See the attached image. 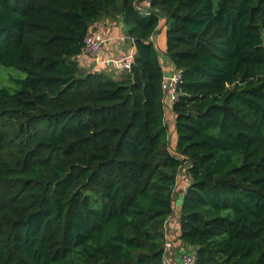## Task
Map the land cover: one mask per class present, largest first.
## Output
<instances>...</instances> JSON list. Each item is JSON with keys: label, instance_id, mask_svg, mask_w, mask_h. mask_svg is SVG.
<instances>
[{"label": "trees", "instance_id": "1", "mask_svg": "<svg viewBox=\"0 0 264 264\" xmlns=\"http://www.w3.org/2000/svg\"><path fill=\"white\" fill-rule=\"evenodd\" d=\"M103 19L119 79L77 61ZM0 66L26 75L0 89V264H163L176 198L175 253L264 264V0H0Z\"/></svg>", "mask_w": 264, "mask_h": 264}, {"label": "built area", "instance_id": "2", "mask_svg": "<svg viewBox=\"0 0 264 264\" xmlns=\"http://www.w3.org/2000/svg\"><path fill=\"white\" fill-rule=\"evenodd\" d=\"M106 38L101 32V27L94 23L88 28V32L84 37L81 53L77 58L78 63L81 66L88 68L89 64L93 63L98 65L99 63L109 66V71L114 69L116 73L121 74L129 72L131 64L133 62L134 50H130L127 53L120 55L117 58H111L106 61H100L103 47L105 45ZM181 73L180 71L173 70L170 74H164L161 81V89L163 92V103L171 111V107L178 96V85L180 83ZM173 245L166 244L164 248L165 256L163 264H173L171 255L173 254ZM196 257L194 253L181 252L180 262L181 264H195Z\"/></svg>", "mask_w": 264, "mask_h": 264}, {"label": "crops", "instance_id": "3", "mask_svg": "<svg viewBox=\"0 0 264 264\" xmlns=\"http://www.w3.org/2000/svg\"><path fill=\"white\" fill-rule=\"evenodd\" d=\"M146 4H143V6H145ZM160 31H159V35L156 36V39H154V44L157 47V49L159 50V52L161 53V63H162V67L164 72L166 73H170L171 71H173V66L167 61V59L165 58V56H163V53L165 52V28H163V21L160 22ZM97 24L102 28L108 30V34H107V38L105 40V44L107 45L105 47V49L108 52H102L101 57H100V61H106L109 60L111 58H117L120 55H123L125 53H127L130 50H134V46L132 45V43H129L125 40V37L123 35V31H122V26L120 24L119 21L116 20H108V19H103L99 22H97ZM164 36V39L161 40L160 37ZM110 40L108 43L107 41ZM89 69H98V70H102V71H109V66L99 63L98 65H94L93 63L88 65ZM116 78V77H115ZM171 116H172V120L174 119L173 114L171 112H168ZM174 128V127H173ZM186 185L185 182L182 183V185L177 186V190L176 192L181 195V193H183V190L185 189ZM180 205H181V199L180 198H176L174 203H173V208H174V215L171 217L169 223H168V230H169V234H172V229H176L177 231L179 230V226H178V213L180 211ZM178 237V235H177ZM178 255L173 256V254L171 255L172 259V263L173 264H178V262H176Z\"/></svg>", "mask_w": 264, "mask_h": 264}, {"label": "rangeland", "instance_id": "4", "mask_svg": "<svg viewBox=\"0 0 264 264\" xmlns=\"http://www.w3.org/2000/svg\"><path fill=\"white\" fill-rule=\"evenodd\" d=\"M121 26H122V24H121ZM101 32H102L103 36L105 38H107V34H108L109 31L102 27L101 28ZM160 39L163 40L164 36H161ZM109 41L110 40H108L107 43ZM106 46L107 45L105 44L104 47H103V52L104 53L108 52L105 49ZM108 72H110V74L112 76H114V78L116 77V79H119V77L121 76L120 74L116 73V71L114 69H112L111 71H108ZM164 74L168 75L170 73L164 72ZM25 77H26V75L23 72L17 71V70H15L13 68H4V67L0 66V89L1 88H5V89H8L10 91H15V90L18 89L17 81H20V80L24 79ZM166 108H167V110H166V114H165V121H166V124H168V127H169V129H170V131L172 133L174 131V128H173L174 127V119L172 120V116L168 113L169 109H168V107H166ZM173 135H174V133H173ZM171 136H172V134H171ZM174 140H175V138L169 137V150L171 149L172 152H173V148H174ZM180 185H182L181 181L179 182V186ZM174 201H175V199H174ZM174 201H173V203H174ZM166 232H167L166 238H169V239L172 240V245H173V248H174L173 256L178 255L176 262H178V264H181V262H180L181 252L191 253V251L182 248L179 253H175V248H177V246H176L177 242H178L177 235H179V230L177 231L176 229H172V234H169V230L166 229Z\"/></svg>", "mask_w": 264, "mask_h": 264}, {"label": "water", "instance_id": "5", "mask_svg": "<svg viewBox=\"0 0 264 264\" xmlns=\"http://www.w3.org/2000/svg\"><path fill=\"white\" fill-rule=\"evenodd\" d=\"M154 39H156V37H154ZM175 68L173 67V70H174Z\"/></svg>", "mask_w": 264, "mask_h": 264}]
</instances>
